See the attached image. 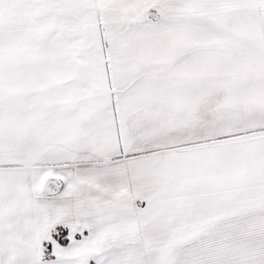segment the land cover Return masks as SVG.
<instances>
[{
    "label": "snow or ice",
    "instance_id": "obj_1",
    "mask_svg": "<svg viewBox=\"0 0 264 264\" xmlns=\"http://www.w3.org/2000/svg\"><path fill=\"white\" fill-rule=\"evenodd\" d=\"M0 264H264V0H0Z\"/></svg>",
    "mask_w": 264,
    "mask_h": 264
}]
</instances>
